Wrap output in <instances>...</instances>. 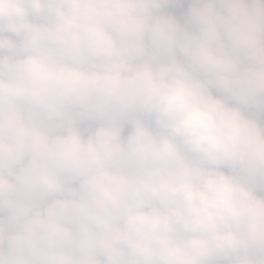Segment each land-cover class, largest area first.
<instances>
[{
  "label": "clouds",
  "instance_id": "obj_1",
  "mask_svg": "<svg viewBox=\"0 0 264 264\" xmlns=\"http://www.w3.org/2000/svg\"><path fill=\"white\" fill-rule=\"evenodd\" d=\"M0 264H264V0H0Z\"/></svg>",
  "mask_w": 264,
  "mask_h": 264
}]
</instances>
